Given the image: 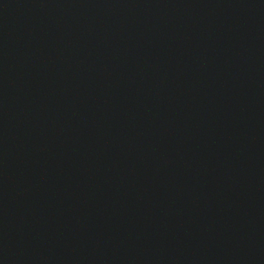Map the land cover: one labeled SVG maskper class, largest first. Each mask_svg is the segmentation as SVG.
Wrapping results in <instances>:
<instances>
[{"label":"water","instance_id":"obj_1","mask_svg":"<svg viewBox=\"0 0 264 264\" xmlns=\"http://www.w3.org/2000/svg\"><path fill=\"white\" fill-rule=\"evenodd\" d=\"M0 264H264V0H0Z\"/></svg>","mask_w":264,"mask_h":264}]
</instances>
